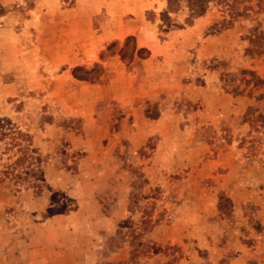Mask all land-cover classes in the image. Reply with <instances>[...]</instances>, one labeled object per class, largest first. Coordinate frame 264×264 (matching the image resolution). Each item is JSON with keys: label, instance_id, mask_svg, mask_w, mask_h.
I'll return each instance as SVG.
<instances>
[{"label": "rangeland", "instance_id": "obj_1", "mask_svg": "<svg viewBox=\"0 0 264 264\" xmlns=\"http://www.w3.org/2000/svg\"><path fill=\"white\" fill-rule=\"evenodd\" d=\"M3 170L0 264H264V10L0 0Z\"/></svg>", "mask_w": 264, "mask_h": 264}, {"label": "trees", "instance_id": "obj_2", "mask_svg": "<svg viewBox=\"0 0 264 264\" xmlns=\"http://www.w3.org/2000/svg\"><path fill=\"white\" fill-rule=\"evenodd\" d=\"M177 1L183 2L185 8L187 9L188 17H197V16L202 15L205 12L207 5L209 3L217 2V1H223V0H167V5H171L173 3H176ZM256 5H257V7L264 10V0H256ZM260 37H261L260 32L256 33L253 31V32L248 34V38L251 39L252 41L257 40ZM4 172H6V170L0 171V173H4ZM29 172L32 174L35 173L33 171V169L29 170ZM25 173L26 172H24V174ZM23 175H21V173L15 174V179H18V181H17L18 183L22 182L23 178H25V177H22ZM1 179H2V177H0V181H1ZM221 201H223V202L225 201V203H226V202H228V199L227 198H221ZM222 205H223V203L222 204L220 203L218 205L220 213H221V215H227L228 210L226 208L223 209Z\"/></svg>", "mask_w": 264, "mask_h": 264}]
</instances>
